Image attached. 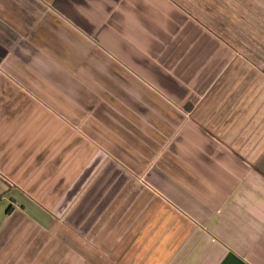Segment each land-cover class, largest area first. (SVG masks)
Instances as JSON below:
<instances>
[{"label":"crops","instance_id":"1","mask_svg":"<svg viewBox=\"0 0 264 264\" xmlns=\"http://www.w3.org/2000/svg\"><path fill=\"white\" fill-rule=\"evenodd\" d=\"M0 195V264H264V0H0Z\"/></svg>","mask_w":264,"mask_h":264},{"label":"trees","instance_id":"2","mask_svg":"<svg viewBox=\"0 0 264 264\" xmlns=\"http://www.w3.org/2000/svg\"><path fill=\"white\" fill-rule=\"evenodd\" d=\"M0 197H1V195H0ZM10 208H11V206H8L6 210H7V211H9V210H10Z\"/></svg>","mask_w":264,"mask_h":264}]
</instances>
